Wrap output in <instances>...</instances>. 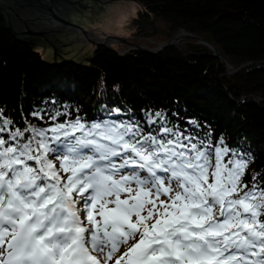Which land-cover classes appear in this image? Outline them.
<instances>
[{"label": "snow or ice", "instance_id": "obj_1", "mask_svg": "<svg viewBox=\"0 0 264 264\" xmlns=\"http://www.w3.org/2000/svg\"><path fill=\"white\" fill-rule=\"evenodd\" d=\"M157 122L20 129L0 113V264H264L252 157Z\"/></svg>", "mask_w": 264, "mask_h": 264}, {"label": "trees", "instance_id": "obj_2", "mask_svg": "<svg viewBox=\"0 0 264 264\" xmlns=\"http://www.w3.org/2000/svg\"><path fill=\"white\" fill-rule=\"evenodd\" d=\"M126 1L140 6L135 39L167 43L185 30L212 43L230 66L243 67L229 73L220 62L216 73L213 51L194 40L157 54L100 46L88 62L49 61L17 40L0 13L3 117L20 129L54 127L77 116L135 121L155 134L160 124L149 120L161 112L169 127L210 135L213 144L223 138L249 154L244 181L264 178V0Z\"/></svg>", "mask_w": 264, "mask_h": 264}, {"label": "water", "instance_id": "obj_3", "mask_svg": "<svg viewBox=\"0 0 264 264\" xmlns=\"http://www.w3.org/2000/svg\"><path fill=\"white\" fill-rule=\"evenodd\" d=\"M81 2L82 0H0V13L5 18L8 28L15 34L17 40L28 43L33 48H37L39 52L49 48L63 33L64 29L70 28L78 31L84 36L86 41L95 44L97 47L105 46L113 49L111 44L120 42L125 43L127 46H133L129 51H147L153 54L160 53L170 47H177L183 40H194L213 51L212 56L217 60L216 73H218L217 66L220 62L230 72H237L243 67V65L235 68L230 66L212 43L185 30L179 32L170 42L160 44L152 51L145 49L143 46L133 45L127 39L117 37H109L103 42H95L88 32L69 20L71 14L81 15L83 10L87 11L90 9L89 5ZM79 4L82 6L81 9L78 7ZM85 4L87 6L84 9ZM182 32L185 34L180 38ZM55 44L59 45L58 43Z\"/></svg>", "mask_w": 264, "mask_h": 264}, {"label": "rangeland", "instance_id": "obj_4", "mask_svg": "<svg viewBox=\"0 0 264 264\" xmlns=\"http://www.w3.org/2000/svg\"><path fill=\"white\" fill-rule=\"evenodd\" d=\"M82 2L89 5L90 9L87 11L83 10L81 15L71 14L69 20L71 23L82 27L88 32L91 38L119 36L129 40L133 45L143 46L149 51L156 49L160 45L157 42L142 38L135 39L133 33H135L136 29L133 25V20L140 11V6L137 3L126 0H82ZM86 4L84 5V9L87 6ZM78 7L81 9L82 6L79 4ZM133 7L136 9L134 10ZM121 12L128 14L127 21L123 24L122 28L117 24ZM186 41L183 40L177 46L182 45ZM111 46L120 54L128 52L133 48V46H127L121 43L111 44ZM96 48L97 46L95 44L86 41L84 36L78 31L69 28L67 30L64 29L63 33L54 43L40 53L49 61H63L66 59L81 63L88 62L93 58ZM228 72L234 73L233 71ZM161 199H165V197L162 196Z\"/></svg>", "mask_w": 264, "mask_h": 264}, {"label": "bare ground", "instance_id": "obj_5", "mask_svg": "<svg viewBox=\"0 0 264 264\" xmlns=\"http://www.w3.org/2000/svg\"><path fill=\"white\" fill-rule=\"evenodd\" d=\"M134 8V10L136 9L135 7H133ZM127 18H128V14L126 13V12H121V14H120V17H119V19L117 20V24L122 28V26H123V24L127 21ZM184 34L185 33H181L180 34V38L181 37H183L184 36ZM113 37H117V38H121V37H119V36H113ZM107 38H103V37H97V38H95V37H93V40L95 41V42H103V41H105ZM123 39V38H122ZM118 41V40H117ZM117 43H120V42H117ZM115 44V43H114ZM121 44H125V43H121ZM126 45V44H125ZM113 48V47H112ZM111 49V48H110Z\"/></svg>", "mask_w": 264, "mask_h": 264}]
</instances>
